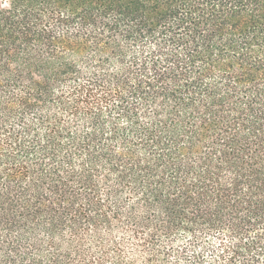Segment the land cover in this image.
<instances>
[{
  "label": "trees",
  "instance_id": "trees-1",
  "mask_svg": "<svg viewBox=\"0 0 264 264\" xmlns=\"http://www.w3.org/2000/svg\"><path fill=\"white\" fill-rule=\"evenodd\" d=\"M0 264H264V0H5Z\"/></svg>",
  "mask_w": 264,
  "mask_h": 264
},
{
  "label": "rangeland",
  "instance_id": "rangeland-1",
  "mask_svg": "<svg viewBox=\"0 0 264 264\" xmlns=\"http://www.w3.org/2000/svg\"><path fill=\"white\" fill-rule=\"evenodd\" d=\"M5 0H0V6L4 5Z\"/></svg>",
  "mask_w": 264,
  "mask_h": 264
}]
</instances>
